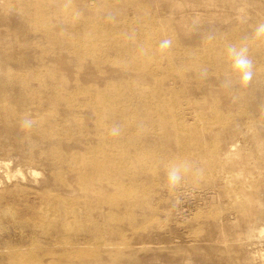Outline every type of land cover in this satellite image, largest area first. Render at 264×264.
<instances>
[{"label":"bare ground","instance_id":"bare-ground-1","mask_svg":"<svg viewBox=\"0 0 264 264\" xmlns=\"http://www.w3.org/2000/svg\"><path fill=\"white\" fill-rule=\"evenodd\" d=\"M26 1L25 3L29 4V6H27L31 11V16L37 17L43 25V30L41 29L42 31H39L47 40L46 46L41 45L43 47L39 44H34L35 51L37 54L43 53L44 55H46V51L50 52L51 55L49 56L53 61L48 65L45 64L48 68L43 70L45 68H40L39 64L41 63H38L39 68H37L35 65L36 62H32L34 55L31 56V61L27 60V56L15 52V49L13 50L14 53L10 51L8 57L3 55L4 52L1 55V62L4 61V63L0 66V212L11 203L9 202L10 196L24 193H28V196H30L33 192L36 194L35 196L38 198L39 205L43 211L47 207L48 209L52 208L51 210L53 211L57 209L56 212L60 214L62 218H64L62 213L66 210L65 204L68 202V209L74 210V213L71 214L73 216L71 217L77 219L76 222H79L78 224L81 225L80 218L82 214H84L83 211L85 206H89L88 200L90 199L81 196L82 191L79 187H81L82 183L77 182L76 175H72L76 177L73 179L74 177H71L67 170L63 169V167L61 168V163L72 165V167L75 165L74 168L83 169L85 173L82 174V178L88 179L95 175L98 179V182H96L99 184L101 182L102 184L101 189H95L94 192H102L110 189L112 192L106 195L104 199L109 203H114L119 208V206L122 207L125 205L126 198H131L130 195L132 192L136 195L135 192L142 193L144 191L146 193V191H152L153 187L142 186L140 182L149 180L153 172L156 174L158 173L159 169L155 166V164L159 162L158 158L160 161L165 158L174 162V164L170 162L165 171L169 173L168 170L170 168H190L192 167L191 163L192 160L195 159V156L205 154L206 152L210 153V151H208V146L213 145V147H215L214 145H217L218 142L216 138L209 136L210 133L206 130L209 129L208 126L214 128L218 125L221 126L222 130V126L235 123V115L233 119L231 115H229L231 111L233 112L232 108H235L238 104L232 102L234 97H236H233V93L230 92V86L232 84L237 85L243 96L247 98V106H243L240 110L241 115L254 113L259 100L264 97V77L262 80H259L255 76L247 85H242L238 76L231 71L232 61L227 63L228 58L224 59V55L222 54L224 51L220 49L221 47L224 49L222 39H219V36L216 35L217 33H213L216 26L228 24L229 18L234 15L237 21L238 19L240 20V23H237L241 24L242 29L239 35L240 38L236 41V46L241 47L246 45L250 58L260 53L263 56L260 58L264 59V35L257 37L255 34L256 28L260 25L259 21H261V17H264V0H185V4L189 3L192 6L191 10H193V7L195 8L196 13L194 15H187L186 12L183 13L185 10L184 7H182L183 4H180L181 2L178 3L180 5L177 6V0H165V2L169 4L167 6L172 9L177 7L178 12H180L178 19L175 21L171 19L169 26L172 28L171 30L168 29L169 31L165 30L164 27L163 30L162 28L160 29L154 24L153 21L155 20L151 23H149V21V24L145 22L144 25L143 19L141 20V15L138 16L136 9L134 11L123 10L124 6H122L123 8L116 7L117 9L114 12L112 11V15H107V10L105 9L104 11L103 9L100 13H94L88 20H85L87 17L83 19L78 16L80 11L77 12L74 10L72 0H45V2L37 0ZM142 1L144 2V0ZM175 4L176 6H171ZM16 6L17 5L14 7ZM64 6L68 7V10ZM61 7L66 8V11H61ZM94 7L95 6H93V8ZM180 7H182V10ZM186 7L189 8L188 6ZM19 8L21 10V7ZM130 8L132 7L130 6ZM24 10L23 12H25ZM123 11V15H128L127 17L124 16L126 18L125 20L118 17ZM201 12L205 13V15L207 14L211 20L207 21V17H202L203 13L201 14ZM169 13L170 12H168V14ZM177 14L179 13H176V15ZM59 15H64V18H61L62 16ZM129 15H131V17ZM173 16L175 15L173 14ZM18 17L21 19L20 15ZM19 18L11 13H7V11L3 13L0 12V35L5 36L10 34L11 38L16 41V37L21 33L23 27ZM23 18H25V16ZM202 18H205L206 21L210 23L208 25L210 30L205 34L203 42H199L198 40H200L202 34L198 36L197 32L198 30L204 29ZM160 19L159 17V20ZM205 19L203 22H205ZM248 19L252 20V23L251 26L249 25L250 27L246 28L244 22ZM25 27L26 26H24V28ZM232 30H236L235 27ZM226 32H228V30ZM219 34L220 33H218V35ZM222 34L223 33H221V35ZM230 37L228 36V39ZM163 40H170L171 46L167 49H161L160 43ZM33 41L35 42V40ZM228 43L227 41V44ZM134 46H136V48L131 49ZM34 54L36 55V53ZM226 54V56L229 55L227 52ZM257 57L259 58V54ZM251 59L255 65L257 61L253 58ZM20 64H27L28 67L22 71L8 72V69H12V67H16ZM143 66L148 69L145 73H134L131 71ZM256 67L257 65L254 66V70ZM218 75L224 80L219 84H215ZM145 76L149 82L146 84V87L143 88L140 79ZM44 79L52 80H49V82H51L48 83ZM122 85H125L126 89L132 88L135 90L140 95V99L144 100L147 107L153 111H151L153 115L147 118L148 120L150 119L149 121H145V117L141 115L142 113L140 114L136 110L131 112V107L133 106L130 101L120 97V93L123 92L121 89ZM191 102L202 103L203 108L200 112L203 117L202 119H196ZM262 104L264 107L263 100ZM209 106L215 108L214 116H211V114L207 112ZM75 109H78L79 112L77 114L80 116V123L76 127H70L68 125L66 127L61 123L62 120L59 122L55 121L57 117H55V114L57 113L59 116L62 115L63 120L66 118L65 120L71 125L75 120ZM132 114L136 115V118L134 120L128 119ZM150 114H148V116ZM53 118L55 120H52ZM25 120H30L32 122L30 127L24 126ZM134 121L138 123L137 129L132 127ZM254 125L256 126V124ZM113 128L119 129L118 133L115 135L112 134ZM231 128H233L232 125ZM236 128H238V126ZM148 129L154 131H148ZM231 131L233 132L234 130L231 129ZM83 133H85L84 135L87 137L85 140H82V137H84ZM79 134L80 136H77ZM231 135H229V137ZM256 135L257 139L264 136L263 131H261L259 127ZM157 139H159V141L156 142ZM220 139L222 140V138ZM220 139L219 144L222 143ZM226 140L228 139L223 138V141ZM227 142H229V140ZM237 142L238 140L232 138L229 144H227L228 146L223 143L221 144L223 146L221 149L224 151V156H226L227 160L231 162V165H233L236 170L240 169L242 163L245 161L252 163L255 157L253 154L254 152L250 151V149L246 151L244 148L245 146L243 147ZM199 147L203 150H199ZM216 152L219 154V151L216 150ZM215 154V151H213L211 157L218 158L216 156L217 154ZM222 154L220 153V155ZM17 158L26 166V169L23 168V166L18 168L12 167L13 165H11V162ZM14 163L18 162L15 161ZM252 168L253 166L246 167V169L249 170ZM45 170L48 171L49 175ZM191 173L195 172L192 170ZM144 174L147 175L145 180L143 177L139 178ZM192 175L193 174H190L191 177ZM260 176L262 177L261 181L264 182V171L260 172ZM187 177L188 175L186 178ZM94 178L95 177L91 178L90 181H93ZM125 179L130 180L127 181ZM258 179H260V177ZM82 182L87 183L89 187L91 186V183L89 184L88 181L82 180ZM214 182L215 181H213V183ZM242 183L246 185V182ZM158 184L159 181H156L153 185L155 186ZM248 185H250V183ZM206 186L204 185L203 187L202 185L203 188ZM255 186L257 187L256 184ZM236 187H238V185ZM249 188L252 187L250 186ZM259 188L257 187V189ZM260 189L263 190L262 187ZM220 190L221 191L217 192L216 195L214 194L215 196L205 197L202 203H200V200L197 198V202L195 201L190 205L192 210H190L189 213L183 212L182 206L177 204V200L176 198H172L173 196H165L166 198L162 200V205L170 210L174 208L173 206L178 208L177 211L181 217H179L176 224L177 227L178 225L187 228L193 227L192 225L196 224V222L204 224L206 228L200 230V235H196L197 238L193 237L192 240L185 241L187 246L202 249L205 251L203 254L216 257L213 261L204 257L205 259H202V264H231L232 261L224 257L225 250L229 247L228 241L230 240L235 242L236 245L232 248L239 250L240 257H246L248 260L260 257L261 260L259 263L252 259L249 261V264H264L263 254L259 252L257 255H254L257 251L248 248V243H257L258 240L264 239V198L255 190L251 192L243 190V199L246 205L243 207V204L238 200L232 201L230 199L231 201H228L226 199L228 197H226L228 191L226 192L222 190V188ZM164 191H166V188ZM224 191L225 194H223ZM239 191H241V189ZM107 192L109 191L107 190ZM69 193H71V195L77 193L78 195L76 194V197H70L68 195ZM87 193V195L85 193V196L90 194V192ZM102 196L104 195L101 193L96 194V199L94 201L96 203L100 202ZM150 197L153 198L152 195ZM237 198L235 197V199ZM140 201H142V199ZM106 205L108 204L106 203ZM133 206L134 204H132V207ZM153 208L155 207L153 206ZM124 209L123 211H126ZM114 211L111 212L114 213ZM123 211H121V213ZM19 212L21 213V210ZM88 212L91 214L93 209L90 208ZM95 212L98 213L97 211ZM56 214L50 215L49 217L44 216V219L41 220L47 233V235H45L43 232L46 238L44 243L46 247L43 249L42 256L53 257V255H58V258L60 257L62 262L61 264H73L70 262V259L72 256L75 258L78 254H82L81 252L84 253L81 246L85 243L88 244L86 240H88L89 237L87 238V236H90V238L92 237L93 241L94 238L100 236H97L98 226L94 228L97 219H90L91 222L92 220L94 221L92 224L93 229L88 231L87 234H78L79 231L78 233L71 234L69 230L66 231L68 229L65 227L66 224H63V222L67 221L65 219L66 217L62 219ZM101 214L97 217L99 218ZM124 215L127 216V214ZM138 215L141 214L138 213ZM45 217L47 218L45 219ZM108 217H110V215ZM129 219L130 218H127V220ZM38 222L40 223V221ZM145 224L146 237L142 238H146L147 240H144L148 241L150 245H148L149 249L147 251H140L141 253L138 254L142 264H151L147 262L149 260V255L152 254H161L171 257V253L176 252V244H178L179 240L171 242L167 240V238L159 235L160 229L158 228L157 217H153ZM106 226H108V224ZM39 229L40 228H38V230ZM31 230L32 229H29V231ZM101 230L107 231L105 228ZM131 233L132 232H130V234ZM26 234H28V232ZM230 234L232 237H229ZM116 236L119 235L116 234ZM183 237L185 236L183 235ZM25 238H27V236H25ZM205 240L207 242H205ZM113 242L115 241L113 240ZM38 245L39 243L36 242L35 238H29L26 242H22L21 245L15 246V248L12 246H10V248L7 246L2 247L0 245V264H42V262L37 263V253L33 251ZM57 245H63V247L58 249ZM142 245L144 246V242ZM42 247L44 248V246ZM98 247L102 249V245ZM137 247L139 246L137 245ZM85 248L86 247H84V249ZM187 249H189V247H187ZM94 250L95 248L93 251ZM101 253L105 254L106 251L103 249L97 252L99 255ZM115 253L121 254L120 251ZM38 254H40V252ZM97 254H95V256ZM121 256L127 257V255L124 256L122 254ZM142 257L146 258L142 259ZM40 259L44 260V257H40ZM43 264L46 263L43 262ZM82 264L99 263L96 261V257H93L91 260L89 259L88 262ZM124 264L130 263L127 262Z\"/></svg>","mask_w":264,"mask_h":264},{"label":"rangeland","instance_id":"rangeland-1","mask_svg":"<svg viewBox=\"0 0 264 264\" xmlns=\"http://www.w3.org/2000/svg\"><path fill=\"white\" fill-rule=\"evenodd\" d=\"M0 0V12H6L7 13H11L13 15H15L17 18H19L18 16L20 15L21 20L20 18V21L22 22L23 24V27L21 29V33L17 35L16 37V41L13 40V38H11L10 34H7L5 36H1L0 35V66L4 63L1 62V55H5V57H8L9 56V53L10 51H12L14 53V49H15V52L19 53V54H22V55H25L27 56V60L31 61V56L34 55V59H32V62H36V67L39 68V65H40V68L43 69V70H46L48 68V64L52 63L53 59L49 56L51 55L50 52L46 51V55H44L43 53H38L35 51V45L34 44H39L40 46L43 45V46H46L47 44V40L41 35V32L39 30H43V25L41 24L40 20L37 19V17H33L31 16V11L29 10V4L28 3H25L27 2L26 0ZM14 3H12V2ZM15 1H16V4H15ZM29 1H34V0H28ZM37 1H43L45 2V0H37ZM86 1V2H85ZM102 0H72V3L74 5V10H76L77 12H79V15L80 17H82L83 19H86L85 20H88L91 15H93L94 13H100L101 11H105V9L107 10L106 14L107 15H112V13L117 9L116 7H119L121 8L122 6H124L123 10H135L137 11L138 13V16L141 15V20L143 21V24L145 25V22H147V24L151 23L153 20L154 24L157 25L160 29L162 28L163 30V27L165 30H171V26H169L170 22H171V19H174V21L176 19H178V15H180V12H178L177 10V7L175 8H171L167 5V2H165V0H144V2L142 0H103L101 3L100 2ZM108 1V2H107ZM185 0H177V4L180 3L182 5V7H184V12H186L187 15H194L196 13V10L195 8L193 7V10L192 9V6L188 3V4H185L184 3ZM99 2V3H98ZM20 3V4H19ZM86 3V4H85ZM107 3V4H106ZM135 3V4H134ZM153 3V4H152ZM155 3V4H154ZM157 3V4H156ZM159 3V4H158ZM9 4V5H8ZM26 5V6H23V5ZM83 4V5H82ZM103 4V6H102ZM120 6H118V5ZM180 4H178L177 6H179ZM12 5H17L16 7L12 6ZM28 5V6H27ZM97 5V6H96ZM109 5V6H108ZM132 8H130V6ZM143 7H142V6ZM5 6V7H4ZM7 6V7H6ZM12 6V7H11ZM79 6V7H78ZM86 6V7H85ZM88 6V7H87ZM93 6H95L93 8ZM102 6V8H101ZM113 6V7H112ZM157 6V7H155ZM171 6H176L175 5H171ZM186 6H188L189 8H187ZM21 7V10L20 8ZM27 9H26V8ZM66 7V6H64ZM64 7H61V11L63 10V12H65L66 8L68 10V7L64 8ZM105 7V8H104ZM134 7V8H133ZM142 7V8H141ZM146 7V8H145ZM171 9H169V8ZM180 7V9L182 8ZM18 8V9H17ZM96 8V9H95ZM179 8V7H178ZM5 9V10H4ZM25 9V10H24ZM149 9V10H147ZM170 11H169V10ZM9 10V11H8ZM12 12H11V11ZM19 10V11H18ZM23 10L25 12H23ZM96 10V11H95ZM182 10V9H181ZM113 11V12H112ZM135 11V12H136ZM160 11V12H159ZM191 11H194V12H191ZM15 12V13H14ZM76 12V13H77ZM168 12H170L168 14ZM204 12V11H203ZM201 12V14L203 13ZM18 13V14H17ZM25 15H24V14ZM111 13V14H110ZM176 13H179L176 15ZM30 14V15H29ZM78 14V13H77ZM124 14V11L121 12V14L118 16L120 19H123L125 20L126 18L124 16H128L127 14L126 15H123ZM157 14V15H156ZM172 14V16H171ZM173 14L175 16H173ZM29 18H28V16ZM122 15V16H121ZM25 16V18H23ZM59 16H62L61 18H64V15H59ZM89 16V17H88ZM131 17V15H129ZM145 16V17H144ZM207 17V21H210V17L207 16V14L205 15V13H203L202 17ZM232 16V15H231ZM230 16V17H231ZM148 17V18H147ZM159 17L161 18L159 20ZM171 17V18H170ZM234 17V18H233ZM145 18V19H144ZM156 18V19H155ZM209 18V20H208ZM35 19V20H34ZM148 19V20H147ZM205 18H202V23L203 24V28L204 29H201V30H198L197 34L198 36L201 35L200 37V40H198L199 42H203L204 38H205V34H207L208 30H210L208 28V25L210 24L209 22L206 21L205 19V22L204 21ZM145 20V21H144ZM163 22H162V21ZM166 20V21H165ZM35 21V22H34ZM150 21V22H149ZM168 21V22H167ZM234 21V22H232ZM30 22V23H29ZM149 22V23H148ZM157 22V23H156ZM159 22V23H158ZM240 23V20L238 19L237 21V18L233 15L231 18H229L228 20V24H225L224 26H216L215 30L213 31V33H217L216 35L219 36V39L221 40L222 39V42L224 45V49H222V47L220 48L221 50H223L224 52L222 53L224 55V59H227V63H230L232 61V58L230 57V55L226 56V52L228 53V51L226 50L227 47L229 45H236V41H238V38L239 35H240V32H241V24H238ZM260 22V23H259ZM258 23L260 25L264 24V17H261V21H259ZM39 23V24H38ZM163 23V24H161ZM237 23V24H236ZM251 23H252V20L248 19V20H245L244 24L246 25V28L250 27L251 26ZM26 24V25H25ZM146 24V25H147ZM161 24V25H160ZM207 24V25H206ZM234 24V25H233ZM160 25V26H159ZM240 25V26H239ZM250 25V26H249ZM24 26H26L24 28ZM31 26V27H30ZM162 26V27H161ZM229 26H230V29H235L236 30H230L229 29ZM259 26V25H258ZM34 27V28H33ZM233 27V28H232ZM240 29H238V28ZM228 28V29H227ZM207 29V30H206ZM41 30V31H42ZM168 30V31H169ZM228 30V32H226ZM206 33H204V32ZM235 31V32H234ZM236 31H239V32H236ZM40 32V33H39ZM210 32V31H209ZM226 32V33H225ZM231 32V33H230ZM34 33V34H33ZM196 33V32H195ZM218 33H220L218 35ZM221 33H223L221 35ZM236 33V34H235ZM239 33V34H238ZM29 35V36H28ZM31 36V37H30ZM37 36V37H36ZM228 36L230 37L228 39ZM235 36V37H234ZM4 37V38H3ZM20 39H19V38ZM226 39H225V38ZM6 38V39H5ZM9 38V39H8ZM43 39V40H42ZM17 40H20V41H17ZM35 40V42L33 41ZM202 40V41H201ZM13 41V42H12ZM15 41V42H14ZM41 41V42H40ZM225 41V43H224ZM227 41L229 42L227 44ZM235 41V42H234ZM46 42V43H45ZM231 42V43H230ZM14 43V44H13ZM45 43V44H44ZM235 43V44H234ZM3 45V46H2ZM19 45V46H18ZM227 45V46H226ZM41 46V47H43ZM221 46V45H220ZM226 46V47H225ZM7 47V48H6ZM11 48V49H10ZM136 48V46L132 47L131 49H134ZM226 48V49H225ZM226 50V51H225ZM6 51V52H5ZM36 53V55L34 54ZM259 54V58L257 57ZM257 55H253L251 58L255 59L257 61V63L254 65L256 67V69L254 70V74L256 75H253V77H257L259 80H262V78L264 77V59L263 58H260V57H263L260 53H258ZM42 56V57H41ZM256 56V57H255ZM46 57V58H45ZM50 57V58H49ZM40 58V59H39ZM44 60H43V59ZM46 59V60H45ZM230 59V60H229ZM259 59V60H258ZM49 60V61H48ZM263 60V61H262ZM39 61V62H37ZM44 62V63H43ZM140 62V60H139ZM226 62V60H225ZM38 63H41L38 65ZM232 63V62H231ZM47 64V65H45ZM43 66V67H41ZM47 66V67H46ZM27 64H20L16 67H12V69H8V72H13V71H22V70H25L27 68ZM148 69L146 67H141L139 69H133L131 70L132 72L136 73V72H143L145 73ZM147 77L145 76L144 78H141L140 79V83L142 84V87H146V84L149 82V80L146 79ZM31 79V77H30ZM45 81H47L48 83L49 80H52V79H44ZM54 80V79H53ZM219 82H218V81ZM222 79L221 76L219 77L218 75V78L215 80V84H219L220 82H222ZM233 85V84H232ZM230 86V92L233 93V97L234 99L232 100V102H236L238 103L236 105V107L232 108L233 112L231 111L229 115H231L232 119L234 118L235 120V125L234 124H230V125H225V126H222V130H221V126H216L214 128H211L212 126H208L209 129H206L208 130V132L211 134H209V136H212L213 138H216L217 139V142L218 144L217 145H214L215 147H213V145L211 146H208V151H210V153L206 152L205 154H200V155H197L195 156V159L192 160V169L190 168H187V169H184V168H181V169H178V171L180 172L179 175H180V180L178 183H175V184H172L169 179H168V172H165L166 169L168 168L170 162L171 164H174L173 161H169L168 159H165L163 158L162 161H160V159L158 158L159 162L155 164V166L158 167V175L153 172L149 178V180H145L146 179V176L147 175H141V177L139 178H144V182H140L142 186H151L153 187L152 188V191H146V193L143 191L142 193L140 192H135L136 195L134 194V192L131 193L130 197L131 198H126V202H125V205L124 206H119V208L117 207V205H115L114 203H109L107 200L104 199V197L106 195H108L110 192H112L110 189H107L109 192H107V190L105 191H102V192H94L95 189H101V182L100 184L97 183L98 182V179L96 178L95 175L89 177L88 179L87 178H82V174H84V170L82 169H78V168H74L75 165L72 167V165L70 166L69 164H66L68 166H66L64 163H61V168L63 167V169L67 170L69 172V175L71 177H74L76 175V177H74L73 179H77V182L78 183H82L81 184V187H79V189L82 191V195L81 196H84V197H88L87 199H90L88 200V205L89 206H85V209L83 211V213L85 214H82L81 218L83 216L82 219L80 218V223L81 225H79L78 223L79 222H76L77 219H75L74 217H71L73 215H71L72 213H74V210L72 209H68V202L65 204V211L62 213V215L64 216V218L67 220L65 222H63V224H66L65 227H66V231H70L69 233L73 234V233H79L78 234H81V235H85L87 234L88 231L92 230L93 229V220H96V224L94 226V228H97L98 226V235H100L99 237H96L94 238V241H93V238L90 236H87L88 240H86L88 242V244H84L81 246V249L84 250V253L81 252L82 254H78L77 257L72 258L70 259V262H72L73 264H82V263H85V262H88L89 259L91 260V258L93 257H96V261H98L99 264H124V263H127L129 262L130 264H142V261L140 260V257L138 256L139 253H141L140 251H147L149 249V246L150 245L148 243V241H145L147 240L146 238H142V237H146L145 234H146V229H145V223H148V221H150L153 217H157L158 218V228L160 229V232H159V235L161 237H165L167 238V240L171 241V242H174L175 240H179L178 241V244L177 245V249H176V252H173L171 253V257H167V256H164V255H161V254H152V255H149V260L147 263H151V264H202L203 261L202 259L204 257L210 259L211 261L215 260L216 257L214 256H211V255H205L203 254V252H205L204 250L202 249H198V248H194V247H190V246H187L186 245V242L187 240H192L193 237L197 238L196 235H200L199 232L200 230H203L204 228H206L204 226V224H199L198 222H196V224H193L192 226L193 227H184L182 225H178L177 227V222L179 220V217H181V215L178 214V211H177V207L176 206H173L174 208H172V210H170L169 208H167L166 206L162 205V200L166 197H172V198H176V202L177 204H180L182 206V209H183V212L185 211V213H189L191 209L190 205L192 203H194L195 201L197 202V198L198 200H200V203H202L205 199V197H211V196H215L217 194V192L221 191L220 189L222 188V190H225L227 193H226V199L228 201H233V200H238L241 204H243V207H245V201L243 199V196H244V191H248V192H251L252 190H255L259 193V195L261 197L264 198V182L261 181V176H260V172L261 171H264V136L262 138H256L257 135V130H258V127L260 128L261 131H263V135H264V107H263V104H262V100L264 101V97L259 100L258 102V105L260 106H256L255 108V112L257 113H250V114H242L240 113V110L243 108V106H247V98L245 96H243L241 90L238 88L237 85H233V86ZM237 86V87H236ZM235 87V88H234ZM122 91L120 93V97L123 98V99H127L128 101H130L131 105L133 107H131V112L136 110L138 111L141 115H143L145 117V121L148 120L147 118H150V116H152V110L147 107V104L144 100H141L140 99V95L135 91L133 90L132 88H128L126 89V86L125 85H122L121 87ZM239 91V92H238ZM246 99V100H245ZM237 100V101H236ZM245 101V102H244ZM245 103V104H244ZM242 104V105H241ZM240 105V106H239ZM191 106H192V109L194 110V115L196 117V119H202L203 117L201 116V110L203 108V105L201 102H191ZM208 113L211 114V116H214L213 114L215 113V108H211V106H209V108L207 109ZM238 110V111H237ZM76 113H75V116H74V122L70 125L65 119L63 120V117L62 115H58L57 113L55 114V119L53 118L52 120H55L56 122H59L60 120L61 123L63 125H65L67 127L70 126V127H76L77 125H79L80 123V116H78V109H75ZM150 111V112H148ZM152 111V112H151ZM130 112V114H131ZM263 112V113H262ZM144 113V114H143ZM151 113V114H150ZM229 113V112H228ZM148 114H150L148 116ZM239 114V116H238ZM253 114V115H252ZM235 115V116H234ZM234 116V117H233ZM61 117V118H60ZM251 117V118H250ZM259 117V118H258ZM59 118V119H58ZM131 119V120H134L136 118V115L132 114L131 117L129 116L128 119ZM237 118V119H236ZM238 119H241V120H238ZM251 119V120H250ZM150 120V119H149ZM148 120V121H149ZM238 120V121H236ZM241 121V122H240ZM248 122V123H247ZM256 122V123H255ZM77 123V124H76ZM242 123V124H241ZM245 123V124H244ZM250 123V125H249ZM238 124V125H237ZM240 124V125H239ZM253 124V125H252ZM254 124H256V127ZM74 125V126H73ZM231 125L233 126V128H231ZM244 125V126H243ZM247 125V126H245ZM249 125V126H248ZM230 126V127H229ZM235 126V127H234ZM238 126V128H236ZM255 126V127H254ZM133 128L137 129L138 128V123L137 122H133V125H132ZM227 128V129H226ZM230 128V129H229ZM212 129V130H211ZM231 129H233L234 131L232 132ZM241 129V130H240ZM68 130V129H67ZM147 130V129H145ZM151 130V129H148V131ZM221 131V134H220V131ZM228 130V131H227ZM246 130V131H245ZM152 132L154 130H151ZM240 131V132H239ZM243 131V132H242ZM214 132V133H213ZM216 132V133H215ZM229 132V133H228ZM242 132V133H241ZM232 135L229 137V135ZM85 133H83V136L82 137V140H85L87 137L86 135H84ZM208 134V133H207ZM220 134V135H219ZM234 135V136H233ZM77 136H80L77 135ZM219 136V137H218ZM223 136V137H222ZM226 136V137H225ZM235 139V140H238L237 143H239L240 145H242L246 151H248L250 149V151L254 152L253 154L255 155L254 159L252 160V163H248V162H244L242 163L240 169L236 170L234 168L233 165H231V162H229L226 158V156H224V151H222L223 149V146L221 145L222 143L224 145H227L229 144L230 142V139ZM233 136V137H232ZM222 138V140L220 139V143L219 144V139ZM255 137V138H254ZM223 138L224 139H228L229 142H227L228 140L226 141H223ZM253 139V140H252ZM257 139V140H256ZM159 141V139L156 140V142ZM155 142V143H156ZM256 143V144H255ZM157 144V143H156ZM221 147H220V146ZM218 146V147H217ZM228 146V145H227ZM225 147V146H224ZM200 149L199 150H203L201 147H199ZM210 148V149H209ZM219 151L217 154L216 150ZM247 148V149H246ZM214 149V150H213ZM221 149V151H220ZM254 149V151H253ZM256 150V152H255ZM215 151V154L218 158L216 157H211V153ZM220 153L222 155H220ZM220 155V156H218ZM206 158V160H205ZM15 161H17L18 163H14ZM173 162V163H172ZM19 164H22V165H19ZM63 164V165H62ZM11 165H13L12 167L14 168H18V167H22L26 169V166L23 165V163L20 161V159H15L13 162H11ZM80 165V164H78ZM66 166V167H65ZM70 166V167H69ZM233 166V167H232ZM248 166H253V168L251 170L249 169H246V167ZM38 167V166H36ZM172 170V168H170ZM168 170L169 172L171 170ZM189 169V171H188ZM187 170V171H186ZM193 170V172L195 173H191ZM203 172H202V171ZM207 170V171H206ZM46 173H48V171L45 170ZM71 172V173H70ZM189 172V174H188ZM202 172V173H201ZM206 172V173H205ZM216 172V173H215ZM81 173V174H80ZM200 173V175H199ZM74 174V176H72ZM156 176H155V175ZM190 174H193L192 177L190 176ZM195 174V175H194ZM49 175V173H48ZM78 175V176H77ZM188 175V177L186 178V176ZM209 175V176H208ZM211 175V176H210ZM216 175V176H215ZM259 175V176H258ZM162 176V177H160ZM195 176V177H194ZM93 181L91 182L90 179L93 178ZM158 177V179H157ZM210 177V178H208ZM217 177V178H216ZM260 177V179H258ZM193 178V179H192ZM200 178V180H199ZM204 178V179H203ZM206 178V179H205ZM257 178V179H256ZM87 179V180H86ZM97 179V180H96ZM167 179V181H166ZM197 179V180H196ZM202 179V180H201ZM82 180H85V181H88L89 184L91 185L90 187L87 186V183H83ZM125 180H130V179H125ZM151 180V181H150ZM191 180V181H190ZM193 180V181H192ZM263 180V179H262ZM76 181V180H75ZM97 181V182H96ZM148 181V182H147ZM156 181H159V184L158 185H153L154 183H156ZM162 181V182H161ZM189 181V182H188ZM199 181V182H198ZM201 181V182H200ZM204 181V182H203ZM209 181V182H207ZM211 181V182H210ZM213 181H215L213 183ZM256 181V182H255ZM165 182V183H164ZM198 182V183H197ZM242 182H246V185H244ZM255 182V183H253ZM262 182V183H261ZM94 185H93V184ZM144 183V184H143ZM191 183H192V186H196V187H192L191 186ZM209 183V184H208ZM238 187H236L237 185ZM241 183V184H240ZM250 183V185H248ZM258 183V184H257ZM262 185H261V184ZM163 184V186H162ZM207 184V186H206ZM211 184V185H210ZM214 184V185H212ZM243 184V185H242ZM255 184L257 185V187L259 188H263V190H261L260 188L257 189V187L255 186ZM260 184V185H259ZM160 185V186H159ZM174 185V186H173ZM187 185V186H186ZM204 185L207 187L203 188ZM217 185V186H216ZM240 185V186H239ZM85 186H86V190H85ZM99 186V187H98ZM162 186V187H161ZM213 186V187H212ZM243 186V188H242ZM245 186V187H244ZM252 187V188H249V187ZM255 188H254V187ZM93 187V188H92ZM200 187V188H199ZM202 187V188H201ZM240 187V188H239ZM248 187V188H246ZM162 188V189H161ZM166 188V191H164ZM219 188V189H218ZM224 188V189H223ZM229 188V190H228ZM246 188V189H245ZM94 189V190H93ZM160 189V190H158ZM164 189V190H163ZM183 189V190H182ZM201 189V190H200ZM217 189V190H216ZM233 189V190H232ZM236 189V190H235ZM241 189V191H239ZM245 189V190H244ZM248 189V190H247ZM164 192H163V191ZM182 190V191H181ZM186 190V191H185ZM212 190V191H211ZM232 190V191H231ZM244 190V191H243ZM261 190V191H260ZM169 191V192H168ZM225 191L223 192V194H225ZM230 191V192H229ZM84 192V194H83ZM87 192H90V194L88 196H85V193L86 195L88 194ZM93 192V193H92ZM148 192V193H147ZM152 192V193H151ZM239 192V193H238ZM95 193V195H94ZM98 193H101L102 196L101 197V201L100 202H95L94 200L96 199V194ZM106 193V194H105ZM140 193V194H139ZM161 193V194H160ZM168 193V195H167ZM171 193V194H170ZM193 193V194H192ZM232 193V194H231ZM234 193V194H233ZM243 193V194H242ZM32 194V195H31ZM30 194V196H28V193H24V194H21V195H13V196H10L9 198V205L7 206V208L3 209L2 212H0V245L2 247H5L7 246L8 248H10V246L14 247L17 246V245H21L22 242H26V240H28L29 238H35L36 239V242L39 243V247L36 246L33 251L37 253L36 255V258H37V263L39 262H43L46 263V264H61V260H60V257L58 258V255H53L50 256V257H46L45 255H43V249H45L46 245L44 244L45 241H46V238H45V235H47L42 223H41V220L44 219V216H47L49 217L50 215H54L56 214V210H51V209H48L45 208V210L43 211V209H41V206L39 205V201H38V198H36V194H34L33 192ZM73 194V193H72ZM76 194H73L71 195V193H69L68 195L70 197H76ZM144 194V195H143ZM150 194V195H149ZM184 194V195H183ZM195 194V195H194ZM206 196H205V195ZM215 194V195H214ZM222 194V195H223ZM230 194V195H229ZM263 196H262V195ZM27 195V196H26ZM78 195V194H77ZM128 195V196H129ZM149 195V196H148ZM153 196V198H151L150 196ZM162 195V196H161ZM192 195V196H191ZM194 195V196H193ZM237 199H235V197ZM144 196V197H143ZM160 198H159V197ZM166 196V197H165ZM186 196V197H185ZM196 196V197H195ZM18 197V198H17ZM140 197V198H139ZM233 197V198H232ZM241 200H240V198ZM13 198V199H11ZM151 198V199H150ZM156 200H155V199ZM157 198H158V201H157ZM188 198V199H187ZM196 198V199H195ZM201 198V199H199ZM203 198V199H202ZM229 198V199H228ZM17 199V200H16ZM19 199V201H18ZM103 199V200H102ZM136 199V200H135ZM142 199V201H140ZM183 199V200H182ZM187 199V200H186ZM195 199V200H194ZM231 199V200H230ZM16 200V201H15ZM130 200V201H129ZM134 200V201H133ZM147 200V201H146ZM160 200V202H159ZM31 201V202H30ZM144 201V202H143ZM191 203H190V202ZM15 202V203H14ZM19 202V203H18ZM23 202V203H22ZM136 202V203H135ZM143 202V203H142ZM152 202V203H151ZM244 202V203H242ZM95 203V205H94ZM101 203V204H100ZM105 203V205H104ZM106 203L109 205H106ZM131 203V204H130ZM14 204V205H13ZM30 204V205H29ZM114 204V205H111ZM132 204H134V206L132 207ZM141 204V205H140ZM151 204V205H150ZM12 207H11V206ZM97 205V206H96ZM129 205V206H128ZM137 205V206H136ZM144 205V206H143ZM92 206V207H90ZM105 206V207H104ZM111 206V207H110ZM115 208H114V207ZM144 208H142V207ZM150 208H148V207ZM153 206L155 208H153ZM172 206V205H171ZM15 207V209H14ZM102 207V208H101ZM110 207V208H109ZM157 207V208H156ZM161 207V209H160ZM180 207V206H179ZM90 208L93 209V212L91 214H89L88 210ZM97 208V209H96ZM125 208V209H124ZM136 208V209H135ZM87 209V210H86ZM107 209H110V210H107ZM113 209V210H112ZM120 209V210H119ZM126 210V211H123ZM132 209V210H131ZM134 209V210H133ZM142 209V210H141ZM175 211H174V210ZM21 210V213L19 212ZM68 210V211H67ZM116 212H115V211ZM130 210V211H129ZM157 210V211H155ZM161 210V211H160ZM165 210V211H164ZM38 211V212H37ZM95 211H97L98 213H96ZM109 211V212H108ZM111 211H114L111 212ZM118 211V212H117ZM121 211H123L121 213ZM128 211V212H127ZM140 211V212H139ZM145 211H148V212H145ZM155 213H154V212ZM164 211V212H163ZM55 212V213H54ZM69 214H67V213ZM87 212V214H86ZM134 212V213H133ZM160 212V213H159ZM162 212V213H161ZM174 214H173V213ZM43 213V214H42ZM54 213V214H53ZM103 215H102V214ZM110 213V214H109ZM138 213H140L141 215H138ZM144 213V214H142ZM164 213V214H163ZM65 214V215H64ZM99 214H101L99 216V218L97 217ZM106 214H109L110 217H108L109 215H106ZM114 214V215H113ZM124 214H127L124 215ZM132 214V215H131ZM173 214V215H172ZM38 215H41V216H38ZM43 215V217H42ZM59 218H62L60 216V214H56ZM68 215V216H67ZM112 215V216H111ZM124 215V216H123ZM146 215V217H145ZM148 215V216H147ZM153 215V216H152ZM168 215V216H167ZM90 216V217H88ZM93 216V217H92ZM96 216V218H95ZM132 216V217H131ZM144 216V217H143ZM168 218H167V217ZM174 216V217H173ZM16 217V218H15ZM28 217V218H27ZM35 217V218H34ZM45 217V219L47 218ZM88 217V219H87ZM101 217V218H100ZM103 217V218H102ZM106 219H105V218ZM108 217V218H107ZM123 217V218H122ZM130 218L129 220H127V218ZM22 218V220H21ZM62 218V219H64ZM92 222L90 219H92ZM110 218V220H109ZM112 218V219H111ZM146 218V219H145ZM31 219V220H30ZM37 219V220H36ZM86 219V220H85ZM103 219V220H102ZM114 219V220H113ZM125 219H126V222H125ZM29 220H30V223H29ZM82 220V221H81ZM100 220V221H99ZM106 220V221H105ZM123 222H122V221ZM141 220V221H140ZM145 220V221H144ZM16 221V222H15ZM18 221V222H17ZM37 221V222H36ZM40 221V223L38 222ZM86 221V223H85ZM133 221V222H132ZM170 221H171V224H170ZM175 221V222H174ZM101 222V223H100ZM111 224H110V223ZM136 222V223H135ZM144 224H143V223ZM108 224V226L105 225ZM116 223V224H115ZM125 223V224H123ZM135 223V224H134ZM83 224V225H82ZM101 224H104V225H101ZM139 224V225H138ZM162 224V225H161ZM164 224V225H163ZM170 224V225H169ZM26 225V226H25ZM88 227H86V226ZM127 225V227H126ZM196 225V226H195ZM217 225V224H216ZM82 226V227H81ZM90 226V227H89ZM92 226V227H91ZM102 226V227H101ZM104 226V227H103ZM106 226V227H105ZM116 226V227H115ZM181 226V227H180ZM31 227V228H30ZM72 227V228H71ZM77 230H76V228ZM101 227V228H100ZM115 227V229H114ZM38 228H40L38 230ZM105 228L107 231H103L101 229ZM119 228V229H118ZM179 228V229H178ZM29 229H32L31 231H29ZM122 231H121V230ZM194 229V230H193ZM37 230V231H36ZM111 230V231H110ZM126 230V231H125ZM134 230V231H133ZM163 230V231H162ZM193 230V231H192ZM33 231V232H32ZM81 231V232H80ZM114 231V232H113ZM118 231V232H117ZM178 231V232H177ZM28 232V234H26ZM44 232V234H43ZM101 232V233H100ZM104 232H105V235H104ZM108 232V234H107ZM130 232H132L130 234ZM182 232V233H181ZM186 232V233H185ZM188 232V233H187ZM230 232V231H229ZM32 233V234H31ZM38 233V234H36ZM65 233V232H64ZM100 233V234H99ZM113 233V234H112ZM124 233V234H123ZM128 233V235H127ZM144 233V234H143ZM164 233V234H163ZM177 233V234H176ZM111 234V235H110ZM119 235V236H116ZM134 234V235H133ZM191 234V235H189ZM27 236V238H25V236ZM42 235V236H40ZM109 235V236H108ZM131 235V236H130ZM133 235V236H132ZM138 235V236H137ZM171 235V236H170ZM183 235L185 237H183ZM188 235V236H186ZM193 235V236H192ZM30 236V237H28ZM39 236V238H38ZM108 236V237H105ZM114 236V237H113ZM25 239H24V238ZM38 239H37V238ZM47 237V236H46ZM133 237V238H132ZM172 237V239H171ZM229 237H232V235L230 234ZM104 238V239H103ZM120 238V240H119ZM140 238V239H139ZM206 238V236H205ZM204 238V239H205ZM18 239V240H17ZM136 239V240H134ZM145 239V240H144ZM185 239V240H184ZM40 240V241H39ZM42 240V242H41ZM96 240V241H95ZM100 240V241H98ZM112 240V241H111ZM113 240L116 242H113ZM118 240V242H117ZM143 240V241H142ZM149 240V238H148ZM183 240V241H182ZM22 241V242H21ZM104 241V242H103ZM123 241V242H121ZM140 241V242H139ZM231 241V242H230ZM228 241L229 242V247L225 250V254H224V257L229 260V261H232L231 264H249V261H251L252 259L255 260V262H260V257H257L256 259L252 258V259H247L246 257H240L239 256V250L238 249H233L232 247H234L235 242L233 240H230ZM21 242V243H20ZM41 242V243H40ZM108 242V243H107ZM138 242V243H137ZM144 242V246L142 245ZM205 242H207L205 240ZM20 243V244H19ZM43 243V244H42ZM102 243V244H101ZM111 243V244H110ZM113 243V244H112ZM133 245H132V244ZM137 243V244H136ZM117 246H115V245ZM122 244V245H121ZM189 244V243H188ZM44 246V248L42 246ZM92 245V247H91ZM102 245V249L98 246ZM111 245V247H110ZM125 245V246H124ZM127 245V246H126ZM137 245L139 247H137ZM141 245V246H140ZM96 246V247H95ZM104 246V247H103ZM115 246V247H114ZM119 246V247H118ZM134 246V247H133ZM58 249L62 248L63 245H57ZM83 247V248H82ZM84 247H86L84 249ZM106 247V248H105ZM187 247H189V249H187ZM95 248V250L93 251V249ZM98 248V249H97ZM138 248V249H137ZM248 248L250 249H253V250H256L257 252H255L254 255H257L259 252L263 254V259H264V239L263 240H258L257 243H248ZM5 249V248H4ZM7 249V248H6ZM88 249V251H87ZM105 250L106 253H101L100 255L97 254L98 251H102V250ZM8 250V249H7ZM231 250V251H230ZM40 254H38L39 252ZM91 251V252H90ZM117 251H120L122 255H127V257H122L121 254H117L115 252ZM139 251V252H138ZM234 251V252H233ZM90 252V253H89ZM126 252V253H125ZM138 252V253H137ZM137 253V254H136ZM88 254V255H87ZM94 254V255H93ZM95 254H97L95 256ZM137 256H136V255ZM86 255V256H85ZM104 255V256H103ZM55 256V257H54ZM82 256V258H81ZM40 257H44V260L43 259H40ZM86 257V258H85ZM52 258V260H51ZM54 258V259H53ZM79 258V259H78ZM146 257H142V259H145ZM241 258V260H240ZM243 258V259H242ZM245 258V259H244ZM77 259V260H76ZM107 259V260H106ZM113 259V260H112ZM205 259V258H204ZM231 259V260H230ZM40 260V261H39ZM79 261V262H76V261ZM106 260V261H104ZM234 260V261H233ZM49 261V262H48ZM56 261V262H55ZM109 261V262H108ZM209 261V260H208ZM51 262V263H50ZM235 262H238V263H235ZM40 264V263H39Z\"/></svg>","mask_w":264,"mask_h":264},{"label":"clouds","instance_id":"clouds-1","mask_svg":"<svg viewBox=\"0 0 264 264\" xmlns=\"http://www.w3.org/2000/svg\"><path fill=\"white\" fill-rule=\"evenodd\" d=\"M255 34L257 37H260L264 35V24L259 25L256 30ZM171 46L170 40H163L160 43L161 49H167ZM228 54L232 58L231 63V71L235 73L242 85H247L254 75V64L252 59L248 55V48L246 45H243L241 47H237L236 45H229L227 48ZM30 120L24 121L25 127L31 126ZM119 131L118 128H113L112 134H117ZM168 179L172 184L178 183L180 180V175L178 169H172L168 173Z\"/></svg>","mask_w":264,"mask_h":264}]
</instances>
